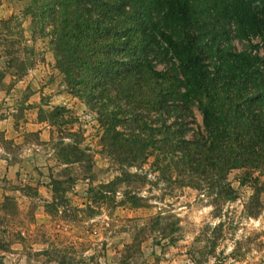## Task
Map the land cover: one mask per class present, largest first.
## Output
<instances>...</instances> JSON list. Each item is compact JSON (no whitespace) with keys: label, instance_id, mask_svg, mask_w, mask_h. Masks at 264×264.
Wrapping results in <instances>:
<instances>
[{"label":"trees","instance_id":"1","mask_svg":"<svg viewBox=\"0 0 264 264\" xmlns=\"http://www.w3.org/2000/svg\"><path fill=\"white\" fill-rule=\"evenodd\" d=\"M22 13L47 38L67 89L97 116L114 161L139 167L152 158L159 178L174 174L212 194L214 217L236 197L228 171L264 174V0H26ZM13 21L0 19V27ZM10 53L2 51L0 62L20 77L32 63ZM59 111L46 120L59 126ZM78 144L60 151L64 164L84 158ZM74 180L50 178L52 196L62 201ZM120 180L88 188L92 203L111 201ZM253 181L249 203L256 207L264 189ZM121 197L132 208L140 201L127 191ZM136 248L133 237L122 264Z\"/></svg>","mask_w":264,"mask_h":264},{"label":"rangeland","instance_id":"2","mask_svg":"<svg viewBox=\"0 0 264 264\" xmlns=\"http://www.w3.org/2000/svg\"><path fill=\"white\" fill-rule=\"evenodd\" d=\"M25 4L0 0V19L15 17L0 27V55L14 50L32 63L16 77L0 62V264H122L133 237L138 248L129 264H264V190L256 207L249 203L253 179L264 189V174L228 171L236 197L214 217L212 194L179 183L174 174L159 178L152 158L139 167L114 161L97 116L67 89L47 38L23 16ZM56 108L59 126L45 118ZM192 119L199 125L195 110ZM76 141L84 158L64 164L60 151ZM67 177L75 180L61 201L52 196L50 178ZM119 177L113 199L93 204L87 189ZM125 191L140 199L137 207L122 202Z\"/></svg>","mask_w":264,"mask_h":264}]
</instances>
